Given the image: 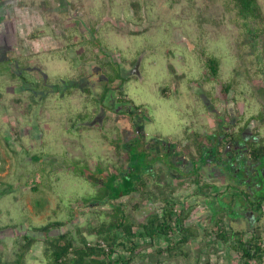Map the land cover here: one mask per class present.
I'll use <instances>...</instances> for the list:
<instances>
[{"label":"rangeland","instance_id":"obj_1","mask_svg":"<svg viewBox=\"0 0 264 264\" xmlns=\"http://www.w3.org/2000/svg\"><path fill=\"white\" fill-rule=\"evenodd\" d=\"M234 1L0 0V261L13 264L23 237L39 235L33 228L50 220L66 222L77 245V227L86 235L89 227L114 219L107 201L95 208L87 203L112 187L114 175L106 173L115 166L117 151L143 170L155 157L149 140H161L163 149L173 144L177 152L197 147L198 140L205 145L203 135L218 133L213 110L219 118L228 116V108L231 120L264 142V0H257L261 16L249 20L258 32L253 49L243 42L248 24L236 16ZM98 66L128 78L122 94L143 115L140 127L121 115L94 113L96 101L74 92L71 83ZM55 85L69 87L59 92ZM208 149L216 151L213 145ZM161 158L168 159L164 152ZM159 165L155 161L148 174L147 193L122 195L113 203L125 205L130 220L142 223L150 213H161L159 188L174 189L170 198L189 209L185 225L194 237L185 249L190 254L157 255L154 250L163 249L165 240L149 243L138 236L135 264H238L228 243L215 235L208 202L214 197L224 202L227 209L214 221L221 218L227 231L246 228L242 216L231 219L226 213L245 206V196L234 189L246 192L245 187L226 173L208 176L199 170L201 182L213 188L198 191L192 176L181 177L164 163L158 179ZM137 201L139 207L132 208ZM258 224L263 230L264 213ZM179 238L177 229L174 239ZM23 264H46L41 243L32 246Z\"/></svg>","mask_w":264,"mask_h":264},{"label":"trees","instance_id":"obj_2","mask_svg":"<svg viewBox=\"0 0 264 264\" xmlns=\"http://www.w3.org/2000/svg\"><path fill=\"white\" fill-rule=\"evenodd\" d=\"M233 6L236 16L248 24V31L244 36L243 42L246 45H250V48L253 49L255 44H257L258 32L249 26V20L261 16L257 0H235ZM209 66L213 74H216L218 71L217 61L212 59ZM152 140L155 143H161V140L157 141L154 138ZM196 144L198 149H200L201 142L198 140ZM116 148L119 149V142L116 144ZM246 148L250 160L255 162L256 169L253 172L256 174L253 173L252 176L248 177V192L243 191L239 187V189L234 188L241 192L240 196H245L247 200L245 206L239 210V206L237 205L232 211L226 210V213H231V219L239 215L243 216L242 218L245 219L247 226L243 229L238 228L227 231L221 218L214 221L218 211H222L221 209L223 208L227 209V207H224V202L220 197H214L213 200L208 202L211 210L210 220L216 224V237L220 241L228 243L229 248L238 257V264H264V228L262 230L258 224L264 213V142L252 141L246 145ZM183 152H189V146ZM198 152V155L195 156L198 157L200 155L201 158L199 157V159L202 161L195 165L197 161L192 159L190 172L185 175L193 177L192 181L196 184L198 191L203 190L205 187V189L207 187L212 189L213 186L201 182L199 174L200 167L206 164V160H209L208 154H205V148ZM116 156L115 166L110 168L109 173H106L108 176L109 174L114 175L111 178L113 188L103 189L99 197L89 200L87 203L91 208L103 206V202L106 201L108 206L111 205L109 214L114 219L107 222L102 221L99 225L88 228L86 235H95L96 239L90 241L84 232H82L83 229L80 230V227H77L78 243L75 245L73 233L65 229L67 223L61 220H50L41 226L33 228V231L39 235H26L23 237L25 240L19 246L13 264H23L25 255L33 245L38 243L42 245V255L46 260V264H135L134 259L140 251V245L135 242L138 236L148 238L149 243H152L156 238H163L166 246L163 249H155L154 251L157 255L166 250L171 258L189 257L190 253L185 249V246L188 244L189 239L194 237L193 228L185 225L189 209L186 210L181 204H179L180 207L178 208L175 198H170L169 194L174 189L165 192L161 189L162 187L159 188L157 195L159 201L163 204L161 213H150L142 223H135L130 220L129 215L125 213V205L113 203L119 196L130 195L133 192L139 191L141 196L144 195L146 192L145 186H147V182L152 178L148 174L153 169L155 161L161 163L156 168V177L159 179L164 174L165 168L161 162L163 159L153 157L151 164L141 170L139 165L135 164L136 162H132L128 158V155L125 156L122 152L117 151ZM166 167L169 168L168 166ZM185 175L180 176L183 177ZM114 180L118 184L113 185L112 181ZM119 184L120 186L118 187ZM215 202H218L217 205H215ZM131 206L132 208H137L139 207V202H134ZM224 209L223 211H225ZM239 211L241 212L239 213ZM138 227L142 228L141 232L135 231ZM177 229L180 233V238L175 240L174 234ZM54 231L57 234L51 235ZM118 232H121V234L119 235ZM246 233H249V237L245 236ZM117 251H123L124 255H115ZM0 264L7 263L0 261Z\"/></svg>","mask_w":264,"mask_h":264},{"label":"flooded vegetation","instance_id":"obj_3","mask_svg":"<svg viewBox=\"0 0 264 264\" xmlns=\"http://www.w3.org/2000/svg\"><path fill=\"white\" fill-rule=\"evenodd\" d=\"M1 57L2 56H0V58ZM97 68L98 69L93 70L92 73L90 72L86 74V76L81 75L82 77L76 78V81L71 83V87H75V91L73 88H70L74 92L80 93V96L82 94L86 99L90 97L96 101L94 113H97V111H104L108 115H113L112 117L114 119L116 116L121 115L122 119H124L126 122H129L136 127L141 126L143 122V115L138 113L136 109L137 107L131 104V102L128 101L122 94L123 84L128 81V78L126 77L123 79L121 74L119 75L120 78H116L115 68H112L111 74H108L104 71L105 67L100 68L98 66ZM97 81H100V89L98 90H96L99 87V85L96 84ZM65 86L66 85H55V90L61 92L62 89L69 87ZM100 95L101 98H99ZM93 108L91 111H93ZM227 110L229 111L230 115H223L219 118L216 116L215 110H213V118L218 119L216 123L217 125L215 126V129H217L216 131H218V133L208 132V137L207 135H203L202 138H204L205 145L201 144L202 147L200 146V149H198V147L189 146V152H187L185 156L182 152L183 150L181 151L182 153L174 150L175 148L173 144H169L167 145V148L163 149L162 145L161 148H159V143H155L154 141L151 142V140H149L148 146L152 151V155H155L156 158L160 159V155L163 152L166 153L168 159L166 161L163 159L161 162L173 171H176L177 175H181V173L190 172V164L193 160L197 161L196 164L202 161L199 159L200 155L198 157L195 155H198V151L202 149L204 150L205 148V154H208L209 160H206V164H203V166L200 167V171L205 172L206 170L208 176H210L212 172L213 174L217 172L226 173L231 178L236 180V185H243L248 192V177L255 173L253 171L256 169V165L255 162L250 160L246 145L252 141L258 142V140L254 134L251 133V131H248L247 125L240 126L238 120H231V112L229 108ZM211 134L214 136V138H211ZM211 145L216 148L215 153L208 152L210 151L208 148H211ZM221 147H223V149L219 153ZM229 162L234 163L233 166L237 167V170L241 169L242 172L236 173V170L231 168Z\"/></svg>","mask_w":264,"mask_h":264},{"label":"crops","instance_id":"obj_4","mask_svg":"<svg viewBox=\"0 0 264 264\" xmlns=\"http://www.w3.org/2000/svg\"><path fill=\"white\" fill-rule=\"evenodd\" d=\"M25 20H26V19H25ZM25 20H24V21H25ZM6 59H7V57H5V60H6ZM2 60H4V59H2ZM5 60H4V61H5Z\"/></svg>","mask_w":264,"mask_h":264}]
</instances>
